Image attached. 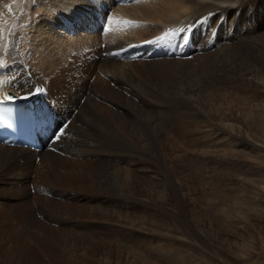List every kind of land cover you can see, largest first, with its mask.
<instances>
[{"label":"bare ground","instance_id":"1","mask_svg":"<svg viewBox=\"0 0 264 264\" xmlns=\"http://www.w3.org/2000/svg\"><path fill=\"white\" fill-rule=\"evenodd\" d=\"M17 2H25L24 7ZM247 4L246 0H0V100L6 99L8 90L20 94L31 92L37 84L42 87L34 99L38 100L34 105L39 122L37 149L0 143V200L43 199L52 205L39 212L46 219L71 222L74 213L65 202L74 197L73 189L99 184L115 192L126 182L131 193L132 176L127 169L123 178L118 162L147 155L138 151L139 146L133 149L135 139L165 140L171 155L182 159L181 147L172 137L195 142L201 130L221 136L224 128L242 122L246 83L264 86V63L252 64L255 69L248 73L247 54L262 51L264 59V48L258 39L244 41L246 19L241 21ZM107 10L113 16L109 30L103 32L99 22L102 14L107 20ZM203 15H213L215 23L225 16L216 48H205L208 40L199 35L192 44L205 45L188 59H175L168 51L162 59L153 52L155 58L149 60L147 47H142L144 51L128 47L161 38L173 43ZM124 19L140 26L127 30ZM229 36L237 37L229 42ZM133 50L139 52L132 54ZM218 50H223L219 58ZM131 54L140 58L129 59ZM228 83L235 84L237 96L232 97ZM143 102L156 113L145 110ZM62 128L64 135L54 139ZM98 158L104 161L95 163ZM93 209L98 208L86 206L82 211L89 214ZM31 211L28 232L40 222ZM61 232L75 233L70 227Z\"/></svg>","mask_w":264,"mask_h":264},{"label":"rangeland","instance_id":"2","mask_svg":"<svg viewBox=\"0 0 264 264\" xmlns=\"http://www.w3.org/2000/svg\"><path fill=\"white\" fill-rule=\"evenodd\" d=\"M246 2L241 21L246 19L244 41L258 39L264 48V0ZM18 4L23 8L25 2ZM222 19L225 16L216 23L213 15L197 19L188 38L171 50L184 54L175 59L192 58L205 44V48L219 46ZM198 35L208 41L192 44ZM236 37L227 39L232 42ZM223 50H218L216 57ZM261 52L247 54L249 74L255 69L252 64L264 63ZM226 85L232 97L237 96L235 84ZM244 98L246 117L233 123L234 130L224 128L225 135L208 136L201 130L195 142L172 137L181 147L182 159L171 155L165 140L135 139L133 149L139 146L138 151L147 155L118 162L122 177L128 171L132 176L131 193L126 182L115 192L101 189L99 184L73 189L74 197L65 202V208L74 213L71 222L46 219L39 212L52 205L43 199L0 200V264H264V86L246 83ZM141 106L149 111L147 103ZM119 155L122 158L123 154ZM101 161L98 158L95 163ZM76 204L98 209H93L94 213L88 210V214ZM31 210L40 222L28 232ZM67 227L75 233L63 234Z\"/></svg>","mask_w":264,"mask_h":264},{"label":"snow or ice","instance_id":"3","mask_svg":"<svg viewBox=\"0 0 264 264\" xmlns=\"http://www.w3.org/2000/svg\"><path fill=\"white\" fill-rule=\"evenodd\" d=\"M40 91V89H37L36 90V92H39ZM9 99H12V97H9ZM62 135H64V128H62L59 132H58V134H57V136L54 138V139H58L60 136H62Z\"/></svg>","mask_w":264,"mask_h":264}]
</instances>
